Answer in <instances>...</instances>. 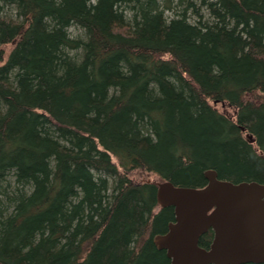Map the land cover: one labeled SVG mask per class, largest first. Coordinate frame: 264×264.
<instances>
[{
  "label": "trees",
  "instance_id": "obj_1",
  "mask_svg": "<svg viewBox=\"0 0 264 264\" xmlns=\"http://www.w3.org/2000/svg\"><path fill=\"white\" fill-rule=\"evenodd\" d=\"M173 2L0 0V264H171L137 170L264 183V0Z\"/></svg>",
  "mask_w": 264,
  "mask_h": 264
},
{
  "label": "water",
  "instance_id": "obj_2",
  "mask_svg": "<svg viewBox=\"0 0 264 264\" xmlns=\"http://www.w3.org/2000/svg\"><path fill=\"white\" fill-rule=\"evenodd\" d=\"M205 178L202 187L157 183V203L174 209V221L154 236L156 247L171 264L264 263V183L221 180L214 170ZM209 230L214 236L206 249L200 239Z\"/></svg>",
  "mask_w": 264,
  "mask_h": 264
},
{
  "label": "rangeland",
  "instance_id": "obj_3",
  "mask_svg": "<svg viewBox=\"0 0 264 264\" xmlns=\"http://www.w3.org/2000/svg\"><path fill=\"white\" fill-rule=\"evenodd\" d=\"M173 1H174L173 2L174 7H178V11H180V10H183L184 6L186 5L187 0H185L184 4H180V1L182 0H173ZM188 1H197V0H188ZM178 3L179 5H177ZM167 14L169 15L170 13H167ZM70 32L72 33L73 36H80L82 34V30L77 27L71 28ZM219 108L222 109V107H219ZM227 110H228V114L233 113V110L231 108H227ZM132 177H133V180L137 183L144 182V181L159 182V178L157 176L149 172L140 171V170H137V172H135L132 175Z\"/></svg>",
  "mask_w": 264,
  "mask_h": 264
}]
</instances>
